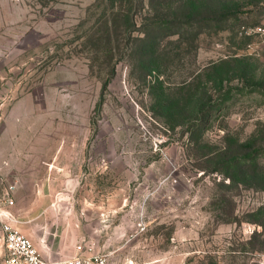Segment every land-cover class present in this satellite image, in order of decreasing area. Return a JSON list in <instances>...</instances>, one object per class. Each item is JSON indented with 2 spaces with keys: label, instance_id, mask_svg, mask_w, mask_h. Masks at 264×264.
I'll return each instance as SVG.
<instances>
[{
  "label": "rangeland",
  "instance_id": "obj_1",
  "mask_svg": "<svg viewBox=\"0 0 264 264\" xmlns=\"http://www.w3.org/2000/svg\"><path fill=\"white\" fill-rule=\"evenodd\" d=\"M180 1L171 5L182 18ZM204 1L229 8L226 26L194 29L189 53L161 68L165 84L196 71L206 79L232 58L256 74L222 72L231 100L191 133L156 114L154 77L142 78L129 51L156 15L149 0H0V164L17 184L23 232L51 259L264 264L247 243L264 231L254 222L264 220V191L230 183L201 156L264 124V92L253 90L264 87V0ZM172 88L182 99L186 89Z\"/></svg>",
  "mask_w": 264,
  "mask_h": 264
},
{
  "label": "trees",
  "instance_id": "obj_2",
  "mask_svg": "<svg viewBox=\"0 0 264 264\" xmlns=\"http://www.w3.org/2000/svg\"><path fill=\"white\" fill-rule=\"evenodd\" d=\"M171 2L172 0H149V6L156 15L144 24L142 36L129 37V51L137 55L136 60L142 69V78L154 77L149 82V88L152 98H155L153 110L156 114L161 116L165 124L171 128L186 127L191 133L195 130L200 132L215 110H221L233 96V88L225 89L226 77L222 75V72L226 74L236 72L242 78H247L256 74V71L247 68L244 60L232 58L210 66L208 70L211 71L208 73L206 70V79L203 78L201 71H196V74L190 73L191 79L175 85H166L160 74L161 68L171 63L170 55L178 54L177 51L182 49L185 53H189L187 50L194 47L192 42L194 37L189 38L194 29L223 28L226 26L225 19L230 15L224 12L229 9L226 6L217 9L216 5L212 8L211 4L204 0H181L179 7L182 9L183 17L180 18L175 15ZM138 4H142V0H138ZM138 7L136 5L134 9L133 7L127 9L126 14L133 27L132 19ZM165 9L167 12L163 15L162 12ZM172 36H178V38L169 40V43H175V46L168 49L164 40ZM232 63H235L234 66L225 67ZM173 86L186 89L183 90L185 95L182 99L172 95ZM254 88L253 90L259 93L264 92L262 86L254 85ZM243 90L244 87L237 88L239 92H244ZM253 90L251 88L249 92ZM201 136H198V139ZM198 147L201 148L199 144ZM201 156L208 157L207 161L212 162L213 170L222 174L225 179L229 178L230 183L259 187L264 191V166L262 165L264 124L258 126L248 139L229 138L226 144L217 150H202ZM254 222L264 228V220ZM247 243L254 250L264 252V231H254Z\"/></svg>",
  "mask_w": 264,
  "mask_h": 264
},
{
  "label": "built area",
  "instance_id": "obj_3",
  "mask_svg": "<svg viewBox=\"0 0 264 264\" xmlns=\"http://www.w3.org/2000/svg\"><path fill=\"white\" fill-rule=\"evenodd\" d=\"M17 184L0 167V264H110L108 254L76 253L57 259L46 258L37 244L18 226L15 212ZM142 229V222L138 224Z\"/></svg>",
  "mask_w": 264,
  "mask_h": 264
},
{
  "label": "crops",
  "instance_id": "obj_4",
  "mask_svg": "<svg viewBox=\"0 0 264 264\" xmlns=\"http://www.w3.org/2000/svg\"><path fill=\"white\" fill-rule=\"evenodd\" d=\"M0 167H1V170H2V172L5 174V171H4V169H3V167L1 166V164H0ZM6 175V174H5ZM15 199H16V194H15ZM15 210V212L17 213V216H18V218H19V222H18V226H19V228L23 231V229H22V219H21V216H20V214H18V212L16 211V209H14ZM35 242V241H34ZM36 243V242H35ZM38 246V245H37ZM40 249V248H39ZM3 250H2V248H1V241H0V253L2 252ZM42 252V254L46 257V258H49V259H51L44 251H41Z\"/></svg>",
  "mask_w": 264,
  "mask_h": 264
}]
</instances>
